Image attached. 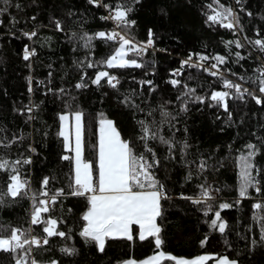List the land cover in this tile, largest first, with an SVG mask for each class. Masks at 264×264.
Returning a JSON list of instances; mask_svg holds the SVG:
<instances>
[{
  "label": "trees",
  "instance_id": "16d2710c",
  "mask_svg": "<svg viewBox=\"0 0 264 264\" xmlns=\"http://www.w3.org/2000/svg\"><path fill=\"white\" fill-rule=\"evenodd\" d=\"M117 3L131 8L128 19L135 24L129 34L136 45H147L151 31V46L141 55L127 56L141 67L108 68L100 62L112 55L117 45L95 38L91 47H85L80 39L85 34L111 32L113 21L102 17L109 15L105 5L114 7ZM210 3L219 9L213 0H0V9H5L0 12V160L9 162L8 168L0 169V191L5 190L13 167L28 180L33 192L42 190L44 177H49V184L43 189L49 196L55 190H64L55 203L49 201L53 206L42 214V219H56L57 229L67 237H51L47 245L39 248L25 245L26 249L32 248L29 261L122 264L163 252L177 259L212 257L206 264H213L222 256L238 264H264V237L260 223L254 219V214L264 216V211L253 207L264 204V93H259L256 81L264 68V52L248 43L264 40V0H219L238 17L239 23L233 29L207 21V16L214 14L207 7ZM57 20L62 30L57 29ZM32 32L36 35H25ZM236 40L243 47L227 43ZM25 49L34 52L27 60ZM237 52L244 58L239 59ZM189 55L193 64L204 67L182 68L181 62ZM199 55L209 59L201 61ZM215 56H224L225 63L218 64L212 59ZM89 63L97 66L90 68ZM212 64H218L216 70L220 75L212 76L204 70ZM100 71L117 78L115 88L106 77L99 84L92 83ZM221 75L249 89L262 102L257 104L247 93L240 97L234 88H225ZM173 79L180 84L172 85ZM77 84L84 86L77 88ZM185 85L195 92L184 96ZM212 91L231 94L226 98L227 111L210 100ZM197 96L204 97V102L198 101ZM76 111L83 116V158L93 162L94 180L98 177V147L93 146H98L101 118L111 120L134 152L146 154L149 161L152 155L146 153L140 140L139 122L158 130L174 145L169 150L168 145L159 141L148 142L159 162L151 172L163 185L158 190L164 193L161 215L156 218L161 229L160 248L156 247L154 237L139 239L138 225L132 226V240L107 238L103 252L94 242H86L80 236L86 224L83 214L90 193L70 194L75 188L74 157L59 135V117ZM162 111L170 113L166 122ZM249 144L257 150L251 158L252 174L261 190L250 187L248 194L241 197L239 158L251 151ZM65 156L71 159H63ZM25 159L31 163L15 164ZM201 161L206 165L203 170ZM200 185L208 187L214 197L208 201L212 205L208 215L204 214L207 203L194 204L185 198H199ZM222 203L230 207L220 209ZM31 210L28 197H5L0 204V225L28 228ZM216 211L220 212L218 223L226 224L223 233L211 226ZM44 226L32 225L33 234L45 236ZM61 248H74L75 252L68 255ZM13 255L0 251V264H15ZM160 264L175 262L163 259Z\"/></svg>",
  "mask_w": 264,
  "mask_h": 264
},
{
  "label": "snow or ice",
  "instance_id": "6c2138e0",
  "mask_svg": "<svg viewBox=\"0 0 264 264\" xmlns=\"http://www.w3.org/2000/svg\"><path fill=\"white\" fill-rule=\"evenodd\" d=\"M7 3L8 0H3ZM95 2V0H91ZM215 4L219 6V9L213 8L210 3L207 5L208 8L213 10L212 15L207 16V21L212 24H220V26L233 29L236 24L239 23L238 17L233 13V10L229 7L219 3V0H213ZM109 9V15L102 17L103 19L111 20L115 23L116 27L111 32L100 31L89 36L85 34L80 37L84 40L85 47H91V42L95 38H100L107 41L114 42L117 46L113 47L112 55L108 56L104 61L100 63L106 65L108 68H124V67H141L140 64L134 59H126L128 53H135L141 55L146 50L143 45H136L134 43V37L129 34V29L135 24V21L128 19V14L131 12V8L126 5L117 3L114 7L105 5ZM5 9H0V12ZM231 17V20H229ZM225 21H228L225 23ZM58 30H62L60 21H55ZM26 36H35L36 33H25ZM75 35V34H73ZM153 40L151 39V31H149V39L147 45H151ZM228 44H235L236 47H243L239 40L229 41ZM248 43L253 47L259 48L261 52H264V40L255 39L249 40ZM30 55H34V52H29L25 49L24 58L27 60ZM239 59H243L239 52L236 53ZM209 58L207 56L199 55V60L205 61ZM212 59L216 60L218 64L225 63L224 56H215ZM218 64H212L211 69H216ZM188 65L189 67L201 68L204 67L202 64H193L192 56L189 55L187 60L181 62V67ZM97 65L89 63L88 67L94 68ZM205 71H210L208 68H204ZM175 74H180L178 69ZM212 76L220 75L217 71H210ZM107 78V83L115 88L119 81L115 76L110 75L107 71H100L96 74L95 79L92 83L99 84L103 78ZM221 79H223L221 75ZM243 79V78H241ZM258 81L259 93H264V68L260 70V76L256 77ZM253 81V82H256ZM148 83H151L150 81ZM172 85H179L180 81L171 80ZM225 88L236 90V93L242 97L245 93L252 96L257 104L262 101L259 96H256L252 91L247 88H243L241 84L233 83L230 80L223 79ZM82 84H77L76 87H83ZM187 88V85H185ZM195 89L187 88V91L183 93L184 96L193 94ZM230 93L227 91H212L210 100L215 102L218 106H223L227 111L228 104L226 98L230 97ZM181 99V97H177ZM196 99L200 102H204V97L197 96ZM186 110V109H182ZM75 118V169H74V190L70 193L71 195L87 196L88 208L83 214V220L86 224L80 232V236L86 242H94L99 251L103 252L105 249V241L107 238H115L117 236L126 237L128 240L133 239L132 226H139V239L145 240L147 237L155 238V245L160 248L162 240L159 237L161 229L156 224V217L161 215L160 212V199L164 197V193L159 191L163 188V185H159L158 181L155 180L151 169L159 162L155 160V153L151 147H148L149 141H159L162 144L168 145L169 150L174 146L171 141L166 139L164 136L159 134V131H153L143 121L140 123L141 136L140 140L144 143L146 153L152 155V161H149L146 154H136L133 150L131 143L128 140L122 139L121 134L115 128L111 120L101 118L99 120V135H98V146L94 145V148L98 147L97 159L95 161L96 169L98 171V177L94 180V168L93 162L87 161L82 158V113L76 111L74 114ZM161 116L164 118V122L170 116L167 111H162ZM59 119L63 122L68 119L66 115H61ZM59 135L64 138L65 147H68L69 136L64 130L59 132ZM186 148L187 145L185 144ZM251 151L247 155H241L240 161V187L239 195L245 197L248 194L250 187L256 188L259 192L261 189L258 187L259 181L256 176L252 174L254 165L251 162V158L255 156L256 149L252 144L247 145ZM65 160L71 159L68 156L63 157ZM29 164L30 160L25 159L23 161H15L16 165ZM205 162H200L201 170L205 167ZM9 167L7 160H0V169H6ZM257 175L259 169H256ZM188 179H191L189 175ZM49 184V177H44L41 182V191H31L29 182L23 178L18 168L13 167L9 174V182L6 184V188L0 191V204H3L5 197L19 198L28 197L32 201V210L30 212V221L28 228L13 227L0 225V251L12 253L15 264H38V261L28 257L32 252V248H25V245H35L37 248L42 245L49 243V238L59 236L66 238L67 234L57 229V220L52 218L42 219V214L50 211V203H55L57 196L63 195L64 190H55V193L49 196L47 191L43 189L47 188ZM201 189L200 196L197 199L192 197H185L191 200L194 204L207 203V210L204 212L208 215L209 211H212L211 201L214 199L209 188L200 185ZM217 191H219L217 189ZM47 197V199H41V197ZM230 207L227 203L219 205L220 209ZM255 209L264 211V204H254ZM216 219L211 221L213 228L218 227V230L223 233L225 231L226 224L224 222L218 223L220 220V212H215ZM254 219L260 223L262 237H264V216H260L259 213L254 214ZM45 225L42 229L46 235L37 238L33 234L31 225ZM204 243L203 241L201 242ZM61 252L72 255L75 252L74 248H61ZM209 256H198L194 259H177L175 256H165L163 252H158L156 255L147 258L144 261L128 260L122 262V264H160L162 259L172 260L175 264H204V261L211 259ZM49 264H58L57 261H50ZM217 264H236V261H230L226 256L218 257Z\"/></svg>",
  "mask_w": 264,
  "mask_h": 264
},
{
  "label": "rangeland",
  "instance_id": "374dc122",
  "mask_svg": "<svg viewBox=\"0 0 264 264\" xmlns=\"http://www.w3.org/2000/svg\"><path fill=\"white\" fill-rule=\"evenodd\" d=\"M126 59H128V57H126ZM72 115L73 114H68L67 113L66 116H68V119L66 121H63V130L69 136V141H68V145L69 146L66 147V148H68L69 151H72L73 157H74V160H75V129H74L75 118H74V115L73 116ZM67 123H69L68 126H67ZM82 124H83V116H82ZM82 147H83V133H82ZM82 158H83V154H82ZM74 163H75V161H74ZM144 260H140V261H144ZM134 261H136V260H134ZM140 261H137V262H140Z\"/></svg>",
  "mask_w": 264,
  "mask_h": 264
},
{
  "label": "crops",
  "instance_id": "0c3cea01",
  "mask_svg": "<svg viewBox=\"0 0 264 264\" xmlns=\"http://www.w3.org/2000/svg\"><path fill=\"white\" fill-rule=\"evenodd\" d=\"M64 115H67V114H64ZM73 116V115H72ZM68 117V116H67ZM114 124V123H113ZM69 125V123H67V126ZM115 126V125H114ZM61 130H63V122L61 121ZM64 143H65V141H64ZM68 149V148H67ZM83 147L81 148V151H82V154H83ZM75 161V160H74ZM74 167H75V163H74ZM160 201H161V199H160ZM157 218V217H156ZM157 224V223H156ZM117 237H121V236H117ZM154 255H156V254H154ZM153 256V255H152ZM196 257H198V256H196ZM196 257H193V258H184V259H189V260H191V259H194V258H196ZM222 257H224V256H222ZM228 258V257H227ZM179 259V258H178ZM230 261H235V260H232V259H230V258H228ZM146 260V259H145ZM163 260V259H162ZM161 260V261H162ZM160 261V262H161ZM206 262L207 261H204V264H206ZM213 264H217V259L214 261V263ZM236 264H238V262L236 261Z\"/></svg>",
  "mask_w": 264,
  "mask_h": 264
},
{
  "label": "built area",
  "instance_id": "2783aa9c",
  "mask_svg": "<svg viewBox=\"0 0 264 264\" xmlns=\"http://www.w3.org/2000/svg\"><path fill=\"white\" fill-rule=\"evenodd\" d=\"M113 24H114V28L116 27V25H115V23L113 22ZM143 46H145V48L147 49L148 47H150L151 45H143ZM206 68H208V69H210V71H217L216 69H211V67L210 66H207ZM210 71H208V72H210ZM50 206H53V204L52 203H50ZM31 228H32V225H31ZM32 230H33V228H32ZM37 238H41V237H37Z\"/></svg>",
  "mask_w": 264,
  "mask_h": 264
}]
</instances>
